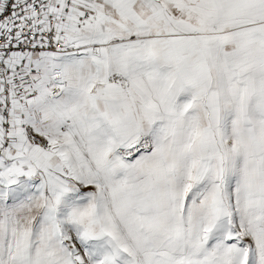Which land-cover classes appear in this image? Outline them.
I'll use <instances>...</instances> for the list:
<instances>
[{
  "label": "snow or ice",
  "instance_id": "6c2138e0",
  "mask_svg": "<svg viewBox=\"0 0 264 264\" xmlns=\"http://www.w3.org/2000/svg\"><path fill=\"white\" fill-rule=\"evenodd\" d=\"M0 264H264V0H0Z\"/></svg>",
  "mask_w": 264,
  "mask_h": 264
}]
</instances>
